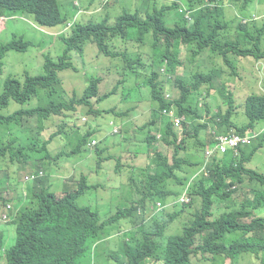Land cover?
<instances>
[{"label": "clouds", "instance_id": "9594fccd", "mask_svg": "<svg viewBox=\"0 0 264 264\" xmlns=\"http://www.w3.org/2000/svg\"><path fill=\"white\" fill-rule=\"evenodd\" d=\"M7 1V8L0 4V162L15 171L0 180L13 177L17 191L0 196L6 211L0 225H13L16 240L5 247L6 233L0 230V264H10L22 212L38 204L31 198L38 179H46L52 196L66 203L65 215L57 218L78 212L91 219L81 232L90 243L76 264H264V160L250 167L264 149V0H64L75 10L70 14L59 0ZM41 4L59 8L66 23L45 26L37 14ZM210 11H227L236 21L223 33ZM20 16L33 18L41 29L64 28L54 32L53 54L7 27ZM89 28L102 29L119 56L94 41L67 45L66 37ZM221 44L229 45L214 52ZM30 53L41 73L9 72L8 58L21 62ZM51 104L68 110L61 113ZM146 114L141 126L133 124ZM255 119L260 123L250 128ZM125 127L129 136L144 140H131ZM113 137L119 139L109 142ZM88 150L110 181H124L127 171L126 185L93 182L87 157L76 159ZM109 162L116 163L117 177ZM165 163L174 169L178 195L146 200L145 209L134 204L131 178ZM195 186L207 196L215 222L211 240L217 238L223 252L205 254L193 239L181 242L203 206L204 201L190 205ZM93 191L123 205L104 219L80 205ZM196 196L193 202L204 198ZM58 226L47 227L54 245ZM250 240L257 253L240 246ZM76 257L70 255L67 264Z\"/></svg>", "mask_w": 264, "mask_h": 264}, {"label": "trees", "instance_id": "16d2710c", "mask_svg": "<svg viewBox=\"0 0 264 264\" xmlns=\"http://www.w3.org/2000/svg\"><path fill=\"white\" fill-rule=\"evenodd\" d=\"M2 8H7L9 3L7 0L0 2ZM211 15L217 20L221 32H225L236 21V17L229 18L228 12L224 11L220 15H216L213 11H210ZM38 17L41 20L47 21V27H56L66 23V18L63 16L61 10L57 8L51 9L49 6L41 4L38 8ZM201 25H198L200 30ZM98 28H89L85 34L74 33L72 37H66L65 42L72 49L77 45H87L90 41H94L101 50H106L112 54L113 57H118V53L112 50L107 44L106 38ZM96 34L93 36V33ZM229 45V44H228ZM227 45V46H228ZM221 44L217 50H223L227 48ZM199 78V77H198ZM197 78V80H198ZM35 89V87H34ZM90 95V94H89ZM35 93L27 95L20 102H26L32 99ZM18 102L19 98H14ZM51 107L57 108L61 113L68 108L55 106L51 104ZM260 122L255 119L250 125V128H255ZM4 150L0 149V153ZM13 158L19 159L18 155ZM1 161V160H0ZM11 162L14 160L11 158ZM20 162L26 164L24 158L21 155ZM7 163V162H6ZM136 178H131L133 185L131 191V198L135 201L134 204H138L145 209V201L152 200L155 203L166 198L167 196L176 197L180 188L177 178L174 177V169L168 164L156 165L154 168L143 170L141 174ZM46 179H38L31 186V198L38 201L36 207L32 210L22 212L18 222V237L14 250L10 253V264H67L69 256L74 253L77 257L73 260L72 264H76L77 259L84 254L85 249L90 240L85 235H81L91 219L87 216L77 214L66 215L62 218H57L65 215L66 203L64 200H59L53 197V193L46 183ZM42 186V187H41ZM184 190V188H183ZM196 195H200L204 198H198L193 202V199L197 196L192 194V203L203 202L202 209L196 210L192 215V220L188 223V227L185 228L183 235L180 236L181 242L193 239L192 245H199L205 254H210L212 249L215 252H223L220 245L217 243V238L211 240V232L214 230V223L210 219L214 216L211 208L205 201L207 196H204L199 190L198 186L193 189ZM135 209V208H134ZM180 216L185 214V209L178 212ZM163 219L174 220L173 217L162 216ZM63 219V220H60ZM52 223L58 226L61 235L59 236L58 243L54 245L53 238L49 233L48 224ZM65 226L67 229H63ZM106 225L102 227H96L97 230L104 229ZM72 236L73 239H67V236ZM54 245V246H53ZM251 253H257L254 241H248L240 245ZM187 249V246H185Z\"/></svg>", "mask_w": 264, "mask_h": 264}, {"label": "rangeland", "instance_id": "374dc122", "mask_svg": "<svg viewBox=\"0 0 264 264\" xmlns=\"http://www.w3.org/2000/svg\"><path fill=\"white\" fill-rule=\"evenodd\" d=\"M59 3L63 6V12L65 14L74 13L75 10L71 7H67L64 0H59ZM122 13V12H121ZM120 13V14H121ZM7 27L10 30H13L16 34H22L26 37H31L33 40L34 45H38L39 47L46 50L48 53L53 54L54 48L57 46L58 40L56 39V36L54 32L64 30L63 27H59L57 29H41L36 26L34 19L31 17H22L20 16L17 20H9L7 21ZM9 37L6 36L5 39H8ZM95 54H90L88 61H92L94 59ZM86 57V55H85ZM8 62L10 66L8 67L9 72L13 74H21L24 71H29L32 73H41L42 68L39 65V60L33 56L32 53L23 55L21 57V62L16 61L14 58H8ZM79 67H82V64H79ZM83 79V86L86 87L85 81L86 77ZM149 114H146L142 116L141 118H137L134 120L133 124L137 125L138 127L142 125V120H146L148 118ZM125 130L128 132V137L131 140L137 141L138 143L142 142L144 139L142 136L138 135L136 136V133H133L131 136L129 134L131 133L130 130H127L125 127ZM119 137H113L109 142H113L118 140ZM107 142V145L108 143ZM106 156V155H105ZM87 157L88 164L86 165L88 171H92L95 173V177L91 176V180L93 182H98V180L102 181V185L104 187H107L108 185L112 184L115 186H118L119 189H121L124 185H126L128 180V172L125 171V179L124 181L120 178L119 180L114 179V181H110V175H108L106 172H99L97 171V162L98 158L95 154V152L88 150L83 155L76 157L77 160H80L81 158ZM120 157V156H118ZM258 160H264V149L261 150V152L255 157L253 162L250 164V167ZM107 164H113L114 169L113 173L115 177H117L115 173L116 163L115 162H109ZM15 169L11 166L6 164L4 161L0 162V176L3 177L5 173H10L11 175L14 174ZM84 174H87L88 172H83ZM124 173V172H123ZM123 175V174H121ZM120 175V176H121ZM17 191L16 181L13 177H7L5 180H0V196L5 195H14ZM4 200H0V217L6 212L4 210ZM81 206H89L92 209L98 211L101 216L104 219L109 218L112 214L117 213L118 209L123 205V203H115V199H106L102 198L100 196L99 191H93L91 194L86 196L80 201ZM0 230L5 232L3 236V243H5L6 246H12L15 244V237H16V230L13 225H0ZM113 240V238H112ZM238 263V262H237ZM236 263V264H237Z\"/></svg>", "mask_w": 264, "mask_h": 264}]
</instances>
